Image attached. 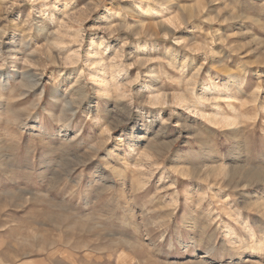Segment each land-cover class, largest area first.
<instances>
[{
  "label": "rangeland",
  "instance_id": "rangeland-1",
  "mask_svg": "<svg viewBox=\"0 0 264 264\" xmlns=\"http://www.w3.org/2000/svg\"><path fill=\"white\" fill-rule=\"evenodd\" d=\"M0 264H264V0H0Z\"/></svg>",
  "mask_w": 264,
  "mask_h": 264
}]
</instances>
